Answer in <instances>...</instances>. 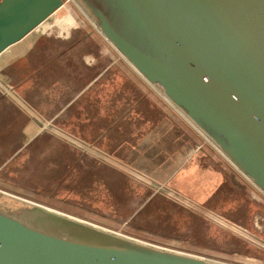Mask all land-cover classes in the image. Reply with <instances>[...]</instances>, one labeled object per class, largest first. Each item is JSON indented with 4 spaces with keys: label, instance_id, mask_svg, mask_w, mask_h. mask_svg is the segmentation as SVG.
I'll return each mask as SVG.
<instances>
[{
    "label": "rangeland",
    "instance_id": "rangeland-1",
    "mask_svg": "<svg viewBox=\"0 0 264 264\" xmlns=\"http://www.w3.org/2000/svg\"><path fill=\"white\" fill-rule=\"evenodd\" d=\"M64 1V7L42 24V50L84 41L93 54L90 66L86 60L89 68L100 70L119 60L123 73L115 83L111 65L56 114L52 122L62 138H55L36 165L26 166L24 180H0V208L17 212L37 203L173 251L226 264H264V193L201 134L199 140L210 154L192 150L189 161L178 166L155 132V112L161 110L157 99L173 118L184 120L182 115L101 35L74 0ZM65 9L71 21L60 24ZM128 76L136 79L137 90ZM130 89L137 96L134 107L128 103ZM144 97L151 101L156 141L143 139L140 110L149 103ZM114 99L119 103L112 126V117L100 114L113 110ZM27 119L11 99L0 102V160L27 137L22 133Z\"/></svg>",
    "mask_w": 264,
    "mask_h": 264
},
{
    "label": "water",
    "instance_id": "water-1",
    "mask_svg": "<svg viewBox=\"0 0 264 264\" xmlns=\"http://www.w3.org/2000/svg\"><path fill=\"white\" fill-rule=\"evenodd\" d=\"M103 37L264 193V0H74ZM63 0H0V53ZM0 208V264H226L29 203Z\"/></svg>",
    "mask_w": 264,
    "mask_h": 264
},
{
    "label": "crops",
    "instance_id": "crops-1",
    "mask_svg": "<svg viewBox=\"0 0 264 264\" xmlns=\"http://www.w3.org/2000/svg\"><path fill=\"white\" fill-rule=\"evenodd\" d=\"M49 17L45 21L50 19ZM39 33L41 32L35 28L0 53V74L4 75L8 82L10 81L0 85V102L4 98L11 99L28 118V123L22 127V133L24 135L27 133L25 135L27 137H24L22 144L16 147L11 155H8L3 161L0 160L1 181L24 180L28 168L26 166L36 165L52 146L55 138H62L63 132L53 124V118L62 109H66L72 104L74 99L80 95V90L90 87L99 75L111 68V65L114 66L112 80L115 83H118L120 75L123 73L117 59V61L108 62L107 66L100 70L97 67L89 68L90 58L93 59V54L86 49L84 41L68 46L51 45L42 50L45 39L42 38V33ZM98 35L100 36V34ZM101 39L103 38L101 37ZM86 60L90 64L86 63ZM128 80L137 90L136 79L128 76ZM143 88L140 90L144 92ZM130 91L131 89L127 92L128 103L130 102L134 107L137 104V96L131 94ZM113 92L119 95L121 91L114 90ZM146 92L149 91L146 90ZM146 92L144 94L152 99V95H147ZM144 101L145 103L149 102L148 109L146 105L142 111L138 109L142 115L144 140L156 141L155 132L157 135H161L166 141V148L171 152L169 156L176 159L178 166L189 161V154L192 150L199 152L198 149H201L210 154L205 143L199 140L200 133L183 116L184 120L170 116L169 108L159 99L156 104L161 110L155 112L157 124L156 131L153 132L151 128L154 118L151 101L147 102L146 97H144ZM115 102L116 105L119 103L116 99L112 101V111L109 113L104 111L100 114L111 116L112 126H115L113 119L117 115L114 107ZM70 140L73 141H69L70 143L76 144V141ZM206 143L210 145L209 142ZM76 145L79 146L78 143ZM138 155L140 156L141 152Z\"/></svg>",
    "mask_w": 264,
    "mask_h": 264
},
{
    "label": "bare ground",
    "instance_id": "bare-ground-1",
    "mask_svg": "<svg viewBox=\"0 0 264 264\" xmlns=\"http://www.w3.org/2000/svg\"><path fill=\"white\" fill-rule=\"evenodd\" d=\"M62 7H64V6H62ZM60 8V7H59ZM58 8V9H59ZM86 17V16H85ZM71 17H70V15H69V12L65 9V12H64V14L62 15V17H61V19L59 20V23L61 24V23H63V22H65L66 24H69V22L71 21V19H70ZM73 21V20H72ZM57 22V21H56ZM58 22H57V25L59 24ZM73 25V24H72ZM54 26V25H53ZM71 26V25H70ZM44 31H46V30H44ZM59 32V31H58ZM161 94V93H160Z\"/></svg>",
    "mask_w": 264,
    "mask_h": 264
},
{
    "label": "built area",
    "instance_id": "built-area-1",
    "mask_svg": "<svg viewBox=\"0 0 264 264\" xmlns=\"http://www.w3.org/2000/svg\"><path fill=\"white\" fill-rule=\"evenodd\" d=\"M64 0H63V4H64ZM62 4V5H63ZM50 17H52V15L50 16ZM49 17V18H50ZM44 22H42L40 25H38L36 28L38 29V31H41V29H43V26H42V24H43ZM4 83H6V79H5V77H3V76H1L0 75V85H3Z\"/></svg>",
    "mask_w": 264,
    "mask_h": 264
},
{
    "label": "trees",
    "instance_id": "trees-1",
    "mask_svg": "<svg viewBox=\"0 0 264 264\" xmlns=\"http://www.w3.org/2000/svg\"><path fill=\"white\" fill-rule=\"evenodd\" d=\"M234 173H235V171H234V170H232V171H231V174H232V175H234Z\"/></svg>",
    "mask_w": 264,
    "mask_h": 264
}]
</instances>
